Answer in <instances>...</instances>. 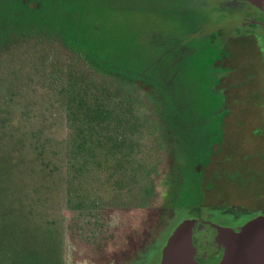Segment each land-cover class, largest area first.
I'll return each instance as SVG.
<instances>
[{"label": "rangeland", "instance_id": "1", "mask_svg": "<svg viewBox=\"0 0 264 264\" xmlns=\"http://www.w3.org/2000/svg\"><path fill=\"white\" fill-rule=\"evenodd\" d=\"M46 8L49 16L80 31L92 48L105 54L116 49L119 65L110 68L115 77L108 84L121 95L130 93L139 100L142 109L128 126L139 144L136 154L147 162V170L156 162L163 175L168 173L165 178L171 180L172 172L177 173L181 188L176 203L184 206L204 198L207 212L214 216L227 206L241 205L247 211L233 209L239 210L243 221L264 214V30L247 27L238 32L236 25L217 22L228 13L247 15L252 11L247 4L238 0H50ZM95 69L107 71L101 66ZM137 77L149 79L153 91L137 88ZM206 156H211L209 164L198 173L197 161H205ZM145 211L150 221L157 219V211ZM185 213L182 209L142 250L148 261L151 254L160 257L168 234ZM114 214L108 225L118 233L126 231L125 223L133 216ZM213 221L228 227L237 224L229 216ZM69 244L71 251L78 248L73 254L68 251L74 264H89L90 258L117 264L114 259H100V250L90 256L87 241L70 239ZM129 253L125 252L124 260H131Z\"/></svg>", "mask_w": 264, "mask_h": 264}, {"label": "trees", "instance_id": "2", "mask_svg": "<svg viewBox=\"0 0 264 264\" xmlns=\"http://www.w3.org/2000/svg\"><path fill=\"white\" fill-rule=\"evenodd\" d=\"M49 1L0 0V264H69L70 239H95L93 255L115 212L154 200L128 131L141 104L108 84L116 49L92 48Z\"/></svg>", "mask_w": 264, "mask_h": 264}, {"label": "flooded vegetation", "instance_id": "3", "mask_svg": "<svg viewBox=\"0 0 264 264\" xmlns=\"http://www.w3.org/2000/svg\"><path fill=\"white\" fill-rule=\"evenodd\" d=\"M225 1L230 3V1L237 0ZM238 1L247 4L252 11L247 12V15L240 16H231L230 13L226 16L220 15L221 19L217 21L220 22L218 25H236L237 27H235V30L238 32L240 29L247 27L251 29L262 28L264 30V0ZM252 32H254V30H252ZM222 117L220 119L221 122H223ZM214 144L215 143L211 144L213 145L211 146V150H213ZM155 156L154 154V159L156 160ZM210 158L211 156H206L205 161H197L196 170L198 173H201V168L204 169V167L209 164ZM152 166H150L151 172L148 182L153 188L154 200L151 201L152 205L150 204L147 209L143 211L148 210L150 213L152 209L157 211V219L150 221V214L146 213L147 211H145L144 214L143 211H140L136 216L133 215L131 219L128 218L127 224L124 222L125 225H127L126 231H119L118 233L113 231V226H111V233H113V235L111 233L103 235L101 243L99 244L101 249L100 259H114L117 260V264H170L169 259L170 256L172 258V253L175 251V248L177 246L181 247L182 244L187 245L189 243L188 245L190 248H186L190 250V255L194 264H230V261L234 258L237 260L234 264H238L239 261H241V264H244L243 252L252 247L255 238L256 241H258L257 237H260L261 240L264 239V214H257L243 221V217L239 215V210L233 209L234 207L240 209L242 206L231 205L227 206L220 214L214 216L207 212V208L204 205V198L195 203L184 204V206H182L181 203H176L179 198L175 197L177 190L181 188L176 181L177 173L173 171L172 179L169 180L164 176L168 173H164L163 175L161 170L157 167L156 162H154ZM182 189L185 190V186ZM178 195L184 196V194L179 193ZM242 208L243 211H247L246 207ZM182 209L187 213L183 216L180 215L181 221L175 225V228L173 227L174 229L168 234L165 244L162 246L160 257L158 258V256H153V254H151V259L148 261L143 255L142 250H144L146 246H151V244L154 243L158 232L167 226L173 218L176 216L178 217ZM226 216L236 219L237 224L233 227H228L213 221L216 218H226ZM179 226L181 227L180 229H178ZM176 229L177 232H175ZM212 230L215 231L214 234H212ZM178 233H180L181 236L178 235ZM94 240L88 242L90 243L88 245L90 250L91 247L96 244ZM77 250V247L72 249V251L71 248L69 249L72 254ZM128 251L131 252V254L129 253L131 260L130 258L124 260L125 252ZM132 255H135V257ZM141 256L145 258L143 259L145 261L141 262ZM72 258L69 256V264H74ZM74 262L76 263V260ZM99 262L100 261L97 259L90 258L89 264H103Z\"/></svg>", "mask_w": 264, "mask_h": 264}, {"label": "water", "instance_id": "4", "mask_svg": "<svg viewBox=\"0 0 264 264\" xmlns=\"http://www.w3.org/2000/svg\"><path fill=\"white\" fill-rule=\"evenodd\" d=\"M180 228L181 227L179 226L178 229ZM175 232H177V229ZM178 235L181 236L180 233H178ZM257 239L258 241H256V238L253 240V245L250 249L248 248L245 252H243L244 264H264V239L261 240L260 237H257ZM188 244H182L181 247L177 246L175 248V251L172 253V258L170 256L169 259L170 264H194V261L190 255L191 252L186 248H190ZM236 261L237 260L234 258L230 261V264H234ZM238 264H241V261H239Z\"/></svg>", "mask_w": 264, "mask_h": 264}]
</instances>
